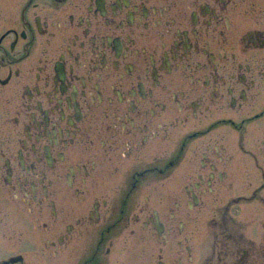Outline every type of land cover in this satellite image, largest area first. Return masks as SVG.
<instances>
[{
  "label": "flooded vegetation",
  "instance_id": "flooded-vegetation-1",
  "mask_svg": "<svg viewBox=\"0 0 264 264\" xmlns=\"http://www.w3.org/2000/svg\"><path fill=\"white\" fill-rule=\"evenodd\" d=\"M0 264H264V0H0Z\"/></svg>",
  "mask_w": 264,
  "mask_h": 264
}]
</instances>
